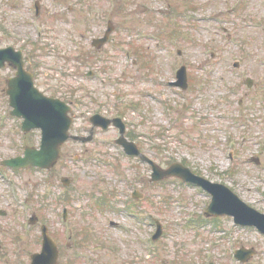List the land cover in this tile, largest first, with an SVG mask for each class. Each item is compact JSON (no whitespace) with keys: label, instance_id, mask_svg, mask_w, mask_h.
<instances>
[{"label":"rangeland","instance_id":"374dc122","mask_svg":"<svg viewBox=\"0 0 264 264\" xmlns=\"http://www.w3.org/2000/svg\"><path fill=\"white\" fill-rule=\"evenodd\" d=\"M35 11L30 0H0V35L41 49L36 84L72 103V133L88 129L95 114L121 117L128 140L160 167L182 163L264 214V0H44L36 32ZM108 22L113 40L98 50L91 40ZM183 66L186 89L171 85ZM12 74L0 69V161L41 141L40 131L25 135L9 116ZM98 136L87 149L66 144L50 172L4 168L0 205L16 192L17 206L27 199L31 211L15 206L11 219L0 218L2 252L27 261V251H38V228L25 232L31 214L64 238L67 207L73 247L61 264H264L257 228L235 225L229 214L206 217L209 194L175 177L151 182L150 165L115 144L116 129ZM63 177L71 180L69 205L54 196L64 191ZM136 191L140 200L132 199ZM155 221L162 234L149 248L143 239L154 235ZM241 249L255 253L236 261Z\"/></svg>","mask_w":264,"mask_h":264},{"label":"water","instance_id":"95a60500","mask_svg":"<svg viewBox=\"0 0 264 264\" xmlns=\"http://www.w3.org/2000/svg\"><path fill=\"white\" fill-rule=\"evenodd\" d=\"M110 32H112V28L107 32V36ZM104 42L102 41V43ZM11 51V49L0 50V66H4L5 61H9L20 70L17 78L9 81V90L7 92L10 96V106L14 108L12 115L24 119L23 131L25 133L33 129H41L42 140L40 149L27 148L24 157L6 161L5 164L15 169L38 167L50 170L60 158L61 146L70 138L76 139L69 134L72 124V120L68 115L70 107L58 99L47 98L36 90L32 84V76L23 70L24 63L20 54L17 55V61H15L9 54ZM178 78L186 82L187 76L184 67L178 72ZM183 86H186V83ZM117 122L119 123L120 121L115 120L116 124ZM109 123V120H105L107 126ZM120 126L124 133V125L120 124ZM119 143L124 145L129 155H140L137 146L133 143L127 142L124 138ZM142 160L152 166L153 182L170 177H178L184 182L200 186L213 195V202L208 211L209 215H234L236 222L243 225L257 226L264 232V215L247 207L227 187L196 176L182 164L177 163L164 170L145 156H142ZM45 237L43 252L34 257L32 264H36L37 261L47 263L51 260L53 261L51 264H58L59 255L56 245L47 234H45ZM252 254H254V251H241L239 258L242 261H247Z\"/></svg>","mask_w":264,"mask_h":264},{"label":"flooded vegetation","instance_id":"af4514ba","mask_svg":"<svg viewBox=\"0 0 264 264\" xmlns=\"http://www.w3.org/2000/svg\"><path fill=\"white\" fill-rule=\"evenodd\" d=\"M41 16V14H37L35 12V19H33L32 22H37L38 21V18ZM38 17V18H37ZM44 33H46V31H44ZM4 34V33H3ZM0 35V39L2 44H3V38L7 37V36H3ZM47 34V33H46ZM39 37L42 36V33H39L38 35ZM84 40L87 39V37L85 36V34L82 36ZM111 40L109 41H112V38H110ZM23 40V39H21ZM24 43V42H22ZM94 44L96 43L95 39H92L91 40V44ZM82 45V44H81ZM37 45L33 44V45H30L28 46L25 42V44H19V45H16L14 43H11V42H8L7 43V38L4 39V44L2 45V48L3 49H8V48H13V50L9 53L11 55V57L17 61V55L16 53H19L21 52L22 53V56H23V59L25 61V65H24V70L26 72H29L31 75H32V78L34 80V83L35 85H37L36 83L38 82V79H40V77L42 76V74L39 73L40 69H44V66L42 64L39 63V61L37 60L39 57H41L43 54L41 53V49H38L39 47H35ZM102 46H100L98 48V50L102 49L101 48ZM82 48V47H80ZM36 49V50H35ZM34 50V51H33ZM51 51V54L54 50H50ZM55 52V51H54ZM83 63V62H82ZM10 71L11 73H13L11 76H9L6 80H5V84H6V88H5V92L4 94L7 96V90H8V81L13 78V77H16L17 73H18V67L15 66L13 67L11 65V62L10 64L7 62L5 64V67L3 69V71ZM47 76V78L45 79H48L49 75H45ZM38 87V86H37ZM8 97V96H7ZM72 104V103H71ZM72 117H73V114H72ZM90 119L91 117L89 118V123H90V126L88 127V129H84L82 132H80V134H77V135H80L81 137H93L92 140H85L83 141V145L81 143L80 146L82 147H85L87 149L88 146L92 145L93 143L96 142V138L99 137V132L101 130L99 129H96L94 128L95 126L90 122ZM96 123H101L100 120H97ZM90 142V143H89ZM84 143H88V144H84ZM87 151V150H86ZM82 158H85V157H82ZM2 162L3 161H0V164L2 165ZM2 168V167H0ZM14 172V171H13ZM61 182L64 183V182H67V187L64 188V191L62 192V194H56L54 195L53 192H49V195H54L55 196V199L56 200H63V202L67 203L68 205L70 204V201H71V192H70V184H71V181H65L63 178L61 179ZM69 190V192H68ZM9 196V195H8ZM4 199V202H5V206H2L0 205V218H7V219H11L12 218V215H13V212L14 213H18L17 209H15V205L12 203H9V198L11 199V195L9 197H2ZM12 202V201H11ZM12 207V209L10 208ZM62 213H61V218H64L66 219L68 222L70 221V215H69V209L67 207H64L62 209ZM37 222L35 224V226L38 227L39 231H40V234L36 240V244L38 243L39 244V249H37L38 251H35V252H26V256H28V259L27 261H25L24 259H21L19 258V256L16 254V253H13V256H8L6 253L2 252L1 249L2 247H0V263L1 264H32L33 261H34V257L39 255L40 252L42 251L43 249V237H42V233H41V226L45 225V223L41 222L40 220H38L36 218ZM31 226L29 227V231L30 230ZM52 228V227H51ZM51 228L49 227V231L50 233L52 232ZM53 229V228H52ZM65 230H64V238L61 236H57V235H51L53 240L56 242L57 246H58V249H59V252H60V258H59V264H61V261L62 259H64L65 255H67L72 247H73V238L71 237V234L66 236L65 234ZM28 239V238H26ZM72 240V241H71ZM1 246V245H0ZM12 259H15L17 260L16 262H11L10 260ZM53 261H48L47 263L41 261V262H38L36 264H51Z\"/></svg>","mask_w":264,"mask_h":264}]
</instances>
